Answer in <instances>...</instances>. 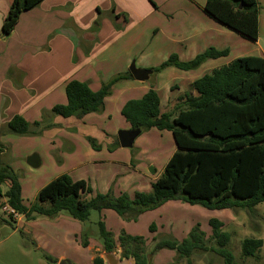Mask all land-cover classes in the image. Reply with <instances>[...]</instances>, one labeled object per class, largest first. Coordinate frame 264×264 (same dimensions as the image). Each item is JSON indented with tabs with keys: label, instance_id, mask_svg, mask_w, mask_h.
<instances>
[{
	"label": "trees",
	"instance_id": "trees-1",
	"mask_svg": "<svg viewBox=\"0 0 264 264\" xmlns=\"http://www.w3.org/2000/svg\"><path fill=\"white\" fill-rule=\"evenodd\" d=\"M42 1L13 0L2 24V34L10 35L21 14ZM204 12L248 40L259 39L258 0H207ZM228 53V49L210 47L187 61L172 53L152 69L154 73L170 66L193 70L208 59ZM132 77L130 70L120 73L97 91L92 90L87 81L72 79L66 85L67 103L54 105L51 112L55 116L79 119L89 113L103 112L105 99L111 94L114 84ZM184 97L186 107L162 112L160 95L151 88L141 98L128 100L121 109L131 128L140 129L142 133L151 128L168 130L177 145L163 174L152 182L150 192L137 191L133 196L126 192L120 195L110 191L94 193L85 180L74 181L64 174L44 186L36 200L26 205L18 174L11 166L1 165L0 209L7 203L27 220L39 215L54 217L66 213L81 222L89 219L92 210L101 212L104 209L114 210L126 221H137L143 213L157 209L170 200L201 205L210 210H254L264 202V57L243 56L217 67L195 80L191 91ZM31 124L21 115H15L9 121L7 131L32 135L43 131L36 129L37 126L47 129L55 125L53 122L43 125V120H39L34 122L35 130H32ZM87 140L94 149H101L102 145L96 138L88 136ZM115 146H120L118 138ZM5 183L10 185L3 193L2 185ZM3 196L6 203L1 202ZM209 224L213 228L210 237L200 224L193 227L182 241L174 237L158 240L154 236L150 253L148 249L144 252L132 247V244H145L146 237L122 230L118 236L123 248L120 254L122 257H135L137 264H149V257L162 249L174 250L178 258L188 260L198 250H213L224 258L226 264H236L229 248L231 233L223 230L224 223L217 218H211ZM98 227L104 252L118 251L117 239L106 223L99 220ZM149 228L152 232L157 230L155 223ZM89 238L87 231L82 232L84 247L89 246ZM211 238L216 240V247L208 245ZM263 246L262 238H245L242 255L256 257ZM47 258L50 257L47 255ZM93 264H104L103 257L97 255Z\"/></svg>",
	"mask_w": 264,
	"mask_h": 264
},
{
	"label": "crops",
	"instance_id": "crops-1",
	"mask_svg": "<svg viewBox=\"0 0 264 264\" xmlns=\"http://www.w3.org/2000/svg\"><path fill=\"white\" fill-rule=\"evenodd\" d=\"M12 1L6 0L4 12L2 13L3 22ZM170 1L175 3L169 4L164 10L162 6L157 4L156 0H43L35 8L21 14L18 24L10 34V37L15 36V45L12 46L9 58L5 57L3 69L0 70V146L7 144L6 142L3 143L2 137H6L9 132H4L3 128H7L13 116L21 115L32 123L41 120L44 112H51L54 105L67 103L66 85L70 80L87 81L92 90L97 91L115 75L126 73L130 68L129 65L132 59L131 49L126 51L124 60L118 59L119 61L114 60L115 62L112 64L107 63V66L118 65L119 67L115 69L117 72H112L106 78L101 73L99 55H97L98 52L94 47L99 46L103 40L107 41L110 37L109 41L117 42L122 39L124 44L128 43L126 44L127 48H132L133 38L129 33L133 31L131 30L133 26L138 25L137 21H147L152 29L161 34L160 43L154 51H162L168 57L173 52H177L181 60L187 61L188 59L183 56L184 54H180L178 51L180 45L182 46L181 51L184 53L193 49H198L196 53H199L210 47L218 50L228 49L229 51L226 56L206 60L197 69L182 70L170 66L158 73L153 72L152 74H156L154 79H151V74L150 78L145 81L137 80L134 77L120 80L114 84L111 94L106 97L105 108L102 113H89L81 119L54 116L53 123L57 125L55 128H58V125L62 122L65 123L66 127L77 126L76 129H81L78 130L80 133L83 134V131H86L84 133L86 137L81 138L83 139L81 141L82 146L77 145L76 142L74 147H70L74 148V151L65 154L63 163L58 164L54 161L53 164L48 163L49 168L46 170L50 174L52 173V176L45 171L41 172L33 181H28L27 186L20 180L22 198L26 205H31L36 200L39 191L44 186L64 174H68L74 181L85 180L95 190L94 193H106L110 189L107 186L111 183L109 180L112 174L111 168L124 166L135 174L141 173L139 172L141 164H134L132 153L121 145L115 146L116 137L114 136L117 135L118 131L131 128L130 123L121 113L123 105L128 100L141 98L149 89L154 88L160 95L162 112H170L177 107H186L184 96L188 88L191 91L192 83L201 77L200 75L192 76V71L206 65L205 71L211 72L213 69L228 64L234 59L248 55L264 57L260 36L257 41H249L257 46L253 50H259L261 53H247L250 50L243 41L246 38L204 12L207 0ZM108 11H111L112 18L105 19L101 24L97 23L96 19L103 12ZM259 22V26H261V12ZM94 25H100L99 30L94 32L92 29ZM106 26H108L109 35L105 33ZM105 37L108 38L105 39ZM93 43H95L94 47L88 48L87 44L92 45ZM168 57H165L160 63L156 62V64L152 62L151 58H143L141 68L152 69L157 67ZM224 57H227L225 58L226 62L222 63L221 61L225 60L222 59ZM9 69L11 70L9 71ZM170 76H172V79L168 78ZM149 80L152 81L149 82ZM180 80L183 84L177 82ZM183 92L184 95L182 96ZM46 132L50 134V130ZM73 136H77V134ZM87 136L100 138L97 141L98 144H102L101 149H94L87 140ZM29 137L31 138L28 140H30L29 143L32 149H37L33 140L43 141L41 138L43 136H40V138L39 136ZM174 145L175 147L170 149L166 157L168 161L177 149L176 143ZM6 151L7 148L2 150L1 153L5 154ZM35 151L34 153H38L40 156V166H42L44 164L43 156L38 150ZM161 155H164L163 149H161ZM1 163L0 159V166L8 165ZM166 164L152 178L147 174L144 180L136 177L135 185L132 188H122V184H118L119 188L114 189L115 194L120 195L126 192L129 195H134L137 191L150 192L152 182L163 174ZM13 170L17 173L16 169L13 168ZM146 178L148 180L147 185H140V183L146 181ZM6 184L9 187L10 184ZM27 187L32 190L35 199L31 203L26 202L24 198ZM3 193L5 192L3 191ZM3 201H6V198ZM171 201L166 202L157 209L143 213L137 221H126L122 218L117 223L119 227L117 232L113 231L108 223L109 216L113 219L116 218L114 210H102L99 214V220L106 223L107 228L114 233L116 239L122 230L132 235H143L148 239L150 236L153 237V233H158L155 220L152 222V224L155 223L157 228L155 232L139 234L137 230L140 227L145 229L149 220L146 218H150V220L159 218L160 212ZM64 214H59V216H63V220H61L63 226L72 225L74 230L70 235L73 236L75 241L79 242V235L84 232V225L80 221H72ZM38 218L27 220L25 224L31 228V233L36 238L35 248L40 247L47 252L49 250L48 246H43L39 242L40 236L33 230L34 224L39 220ZM12 220L23 222L24 216L20 214L16 217L12 216ZM152 224H149V226ZM85 248H93L91 241L89 246ZM97 249L99 250V248ZM97 249L95 248V250ZM19 250V245L14 247L12 244L7 245L0 241V262L5 263L6 260L15 259L17 255H24L30 261V254L25 251L19 252ZM60 257L58 263L63 264L61 259L66 257L64 255H60ZM95 257L96 254H93L91 264H93Z\"/></svg>",
	"mask_w": 264,
	"mask_h": 264
},
{
	"label": "rangeland",
	"instance_id": "rangeland-1",
	"mask_svg": "<svg viewBox=\"0 0 264 264\" xmlns=\"http://www.w3.org/2000/svg\"><path fill=\"white\" fill-rule=\"evenodd\" d=\"M156 1L157 4H159V6H162L163 9L171 3H175L170 0ZM5 4L6 0H0V70L3 69L2 67L5 57L9 58V53L11 52L12 46H14L16 42L15 36L10 37V35L4 36L2 34V13L4 12L3 10ZM258 4L261 12V26L259 36L261 40V46L264 49V0H258ZM107 18H112L111 11L103 12L100 17L96 19V22L101 24ZM137 22L138 25L135 27L133 26L131 28V30L133 31L129 33V35L133 38L132 48H127L126 44L128 43L124 44L122 39L118 40L117 42H113L111 40L109 41V39H111L110 37L107 41L103 40L102 43L97 47H94L95 43H93L92 45L87 44L88 48H96V52H98L97 55H99L98 58L101 63V73L106 78H108V76L112 72H117V70L115 69L119 67L118 65L107 66V63L109 62V64H112L113 62H115L114 60H124L126 51L128 49H131L132 52L130 65L133 61H135L137 67H141L143 58H151L152 62L156 64V62L160 63L165 57H168L167 55L165 56L162 51H154V49L160 43L159 41L161 39V34H158L157 31L152 29V26L147 21ZM99 26L94 25L92 27L93 31L95 32L99 30ZM107 28L108 26H106L104 30L106 35H109ZM106 38L108 37H105V39ZM243 41H245L244 43L248 45V50H250L247 53H261V51L259 50L254 51L257 46L251 41L246 39ZM181 48L182 46L180 45V47H178V51L180 52V54H184L183 56H185V58H187L188 60H191L198 54L202 53H196V50L198 49H193L184 53L183 51H181ZM176 54L178 53L176 52ZM225 58L227 57H224L222 59ZM221 62H226V59ZM206 68L207 66L205 65L196 71H192V76L200 75L202 77L205 74L210 73V71H205ZM11 69H9V71ZM155 76L156 74H152L151 79H154ZM168 78L172 79V76ZM150 81L152 80H149V82ZM177 82L181 83L182 81L180 80ZM187 92H190V88H188ZM181 95L183 96L184 92ZM54 116L55 115H53L50 111L44 112L41 117V120H43V125L46 123L54 122ZM113 119H115V117H113ZM64 124L65 123L62 122L58 125V128H55L57 127V125H54L53 127L47 129H44L45 126L42 125L40 127L37 126L36 129H43V131L41 133L32 135H20L14 132H9V134H6V137H2L3 143L6 142L7 144H2L1 148L2 150L7 148V151L5 154H2L0 152V159L2 162L1 164L6 163L11 166L12 169H16L19 179L24 182L25 186H27L28 181H33L35 177L37 178L39 173L41 172L45 171L50 174L47 171V168H49L48 163L50 162L51 164H53V161L54 163L57 162L58 164L63 163L65 154L74 151V148L70 147H74L76 142L77 145L82 146L81 141L84 139L83 137H86L84 135L86 131H83L84 133L82 134L78 131L81 130L80 128L76 129L77 126L66 127ZM112 124L114 125V123ZM31 129L35 130L34 122H32L31 124ZM47 130H50V134L46 132ZM83 130H85V128H83ZM3 131L6 132L7 128H3ZM163 131L164 132L156 128L146 130L136 138L133 147L126 148L128 149L127 151H130V153H132V161L134 162V164H141L139 169V172L141 173L135 174L133 171L128 170L124 166L111 168L112 174L109 179L111 183L107 186L108 189L110 188L109 190L107 189V192L110 191L114 195H116L114 189L119 188L118 184H122V188H132L135 185L136 177L144 180L145 175L147 174L148 176H150V178H152L153 176H155V174H158L160 170H162L161 167H164V165L168 161V158L166 157L168 156L170 149H173L175 147L174 137L171 132L168 130ZM72 134H77V136H73ZM29 136H39V138L40 136H43L41 137L43 141L40 140L38 142L33 140V143L36 144L37 149H32L29 143L30 140H28L31 139ZM114 137H116L117 139L118 135ZM97 140L99 141L100 138H97ZM161 149L164 150L163 156L161 155ZM35 150H38L39 153L41 152L40 154H42L44 161V164L42 166H39L38 168H34L27 163L28 156L36 152ZM151 167H153L154 169L153 172L150 170ZM50 175L52 176L53 174L51 173ZM147 182L148 180L146 178V181L144 183H140V185H147ZM105 188L102 189L104 190ZM7 189L8 185L6 183L3 184L2 191L5 192ZM31 191L32 190H30L28 187L26 188L24 197L26 202L28 201L31 203L33 202V200H35ZM130 196H133V194H131ZM3 197H1V202L6 203V201H3L5 197ZM99 214L100 212L92 210L89 219L84 223L82 222V225H84V231H87L88 236L90 237L89 241H91V246L93 247L92 249L85 248L82 245V233L79 235V242L74 240L73 236L70 235V233L72 234L74 230L73 226L66 225L64 227L61 221L63 220V216H37L39 217V220L34 224L33 230H35V232L39 234V242H41L43 246H48L49 250H47L46 252V250L41 249L40 247L35 248L34 242H36V238L33 237L31 228H29V226L25 224V222L27 221L25 217L23 222L13 221L11 218V213L6 210L4 211L1 208L0 241H3L4 244L7 245L12 244L14 247L19 245V252L25 251L29 253L30 261H28L26 259L27 257H25L24 255L14 254L17 255V258L6 260L5 263L0 262V264H59L58 261L61 258L60 255H64V257H66L65 259L61 260H68L67 264H91V257L93 256V254H96L97 256L99 254H103L104 252L99 237ZM114 214L116 218L113 219L109 216L108 223L110 224L111 229L117 232L119 230L117 223H119L122 217H120L115 212ZM64 215H67V217L72 221H79L75 220L66 213ZM211 218H217L222 221L224 223L223 230L231 233L232 237L229 248L234 254V261L236 264H264V246L258 251L256 257H244L242 255V241L245 238H262L264 240V202L258 204L254 208V210L237 209L236 211H234L228 208L220 210H210L201 205H191L182 201L172 200L171 203L167 204L165 208L160 212L159 218L153 220H150V218H146L149 219L147 222V226L145 227V225L143 224L145 229H142L140 227L137 232L139 234L152 232L149 229V224H152V222H154L155 220L158 228V233H153V237L155 236L158 240L174 237L182 241L189 235L190 231L197 224H200L201 229L206 232L207 237H210L213 234V228L209 224ZM153 237H148L147 242H145V244L143 245L132 244V247H134V249L137 251L143 249L144 252L146 251V249H148V253H150L154 246ZM116 243L118 252L122 253L123 248L121 247L118 238ZM208 245L210 247H216L217 242L216 240L211 238L208 242ZM95 248H99V250H95ZM47 255L50 258H47ZM151 257V264H226L224 258L218 255L213 250H198L190 257L189 260L186 258H178L177 252L169 249H162L156 252Z\"/></svg>",
	"mask_w": 264,
	"mask_h": 264
},
{
	"label": "water",
	"instance_id": "water-1",
	"mask_svg": "<svg viewBox=\"0 0 264 264\" xmlns=\"http://www.w3.org/2000/svg\"><path fill=\"white\" fill-rule=\"evenodd\" d=\"M129 70L131 71L133 77L140 81H145L150 78V75L153 73V69H146L137 67L135 61L132 62L130 65ZM142 133L140 129H120L117 133L119 143L124 148H131L134 145L136 138ZM27 163L37 168L41 165L40 156L37 153H33L27 158ZM153 172V167L150 168ZM104 259V264H137L135 257H122L120 252L118 251H111V252H104L101 255ZM152 257H149V264H151ZM67 261H63V264Z\"/></svg>",
	"mask_w": 264,
	"mask_h": 264
},
{
	"label": "built area",
	"instance_id": "built-area-1",
	"mask_svg": "<svg viewBox=\"0 0 264 264\" xmlns=\"http://www.w3.org/2000/svg\"><path fill=\"white\" fill-rule=\"evenodd\" d=\"M2 210L9 211L13 217H16L18 215V213L13 208H11L8 204H4L2 206Z\"/></svg>",
	"mask_w": 264,
	"mask_h": 264
}]
</instances>
